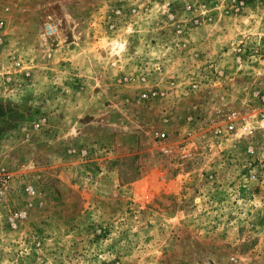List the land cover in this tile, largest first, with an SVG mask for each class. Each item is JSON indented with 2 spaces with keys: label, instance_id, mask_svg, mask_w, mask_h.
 Segmentation results:
<instances>
[{
  "label": "rangeland",
  "instance_id": "1",
  "mask_svg": "<svg viewBox=\"0 0 264 264\" xmlns=\"http://www.w3.org/2000/svg\"><path fill=\"white\" fill-rule=\"evenodd\" d=\"M262 164L264 0H0V264H264Z\"/></svg>",
  "mask_w": 264,
  "mask_h": 264
},
{
  "label": "built area",
  "instance_id": "2",
  "mask_svg": "<svg viewBox=\"0 0 264 264\" xmlns=\"http://www.w3.org/2000/svg\"><path fill=\"white\" fill-rule=\"evenodd\" d=\"M47 28L51 29V25H49ZM232 127H233V125L230 126V128H232ZM262 166H264V164H262Z\"/></svg>",
  "mask_w": 264,
  "mask_h": 264
}]
</instances>
